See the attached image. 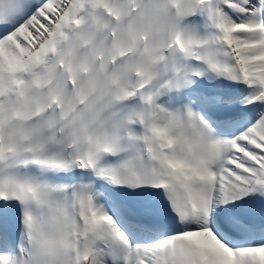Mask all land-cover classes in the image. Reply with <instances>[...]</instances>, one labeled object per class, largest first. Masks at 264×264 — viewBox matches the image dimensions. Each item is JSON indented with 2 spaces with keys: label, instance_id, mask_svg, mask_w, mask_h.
Returning a JSON list of instances; mask_svg holds the SVG:
<instances>
[{
  "label": "snow or ice",
  "instance_id": "1",
  "mask_svg": "<svg viewBox=\"0 0 264 264\" xmlns=\"http://www.w3.org/2000/svg\"><path fill=\"white\" fill-rule=\"evenodd\" d=\"M0 264H264V0H0Z\"/></svg>",
  "mask_w": 264,
  "mask_h": 264
}]
</instances>
